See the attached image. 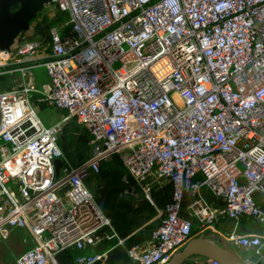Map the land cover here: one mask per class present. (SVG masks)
I'll return each mask as SVG.
<instances>
[{
  "label": "built area",
  "instance_id": "1",
  "mask_svg": "<svg viewBox=\"0 0 264 264\" xmlns=\"http://www.w3.org/2000/svg\"><path fill=\"white\" fill-rule=\"evenodd\" d=\"M49 7L67 16L64 30L0 51V76L21 80L0 88V240L23 229L33 241L16 264H55L69 250L81 252L72 264H97L108 252L102 243L122 245L84 185L113 156L145 192L148 179L171 187L148 246L127 250L130 264L166 263L194 225L248 218L264 226L256 202L264 197V0H52ZM33 68H44V85L30 81ZM38 99L85 129V162L70 165L60 124L45 126L32 108ZM228 241L256 256L264 251L260 235Z\"/></svg>",
  "mask_w": 264,
  "mask_h": 264
},
{
  "label": "crops",
  "instance_id": "2",
  "mask_svg": "<svg viewBox=\"0 0 264 264\" xmlns=\"http://www.w3.org/2000/svg\"><path fill=\"white\" fill-rule=\"evenodd\" d=\"M30 77V81L35 86H42L46 83L45 77L41 76L40 68H33L30 71ZM16 83H21L18 74L0 76L1 89L16 87ZM33 102L39 103L37 114L42 116L41 121L45 126L60 124L59 148L70 165L77 167L85 162L91 152L85 129L73 119L63 123L64 112L54 111L41 100ZM84 185L91 192L103 214L110 219L111 227L117 238L123 242L119 246H115L114 242L102 243L99 249L108 252L97 264H130L127 250L132 249L136 254H140L148 246L151 231L158 225L164 206L170 201V185L163 181L154 182L153 179H148L149 191L145 192L143 186H139L133 178L126 174L119 156L102 161L99 173L91 175L84 181ZM200 193L209 203L213 202L210 193L205 188H201ZM256 202L264 210V197L256 195ZM259 225L262 226L263 231ZM231 234L264 237V226L248 218H243L238 222L222 218L213 228L207 227L200 230L197 225H194L191 239L205 236L210 242L227 250L244 264H264V251L261 256H256L250 250L246 251L231 245L228 241V236ZM79 254L81 252L76 250L58 254L55 257V264H72ZM6 258H8L7 262ZM207 261L206 258L193 255L186 258L183 264H204ZM0 264H14L9 259V252H0Z\"/></svg>",
  "mask_w": 264,
  "mask_h": 264
},
{
  "label": "water",
  "instance_id": "3",
  "mask_svg": "<svg viewBox=\"0 0 264 264\" xmlns=\"http://www.w3.org/2000/svg\"><path fill=\"white\" fill-rule=\"evenodd\" d=\"M52 0H0V51L10 53L21 34L30 30V24L43 8L51 6ZM37 36H42L39 31ZM56 160V175L61 168ZM198 255L220 264H244L227 250L210 242L205 236L190 239L164 264H183L190 256Z\"/></svg>",
  "mask_w": 264,
  "mask_h": 264
},
{
  "label": "rangeland",
  "instance_id": "4",
  "mask_svg": "<svg viewBox=\"0 0 264 264\" xmlns=\"http://www.w3.org/2000/svg\"><path fill=\"white\" fill-rule=\"evenodd\" d=\"M46 9L43 11L44 15H47L48 17H53V12L50 10V7H45ZM61 19H59L57 22L50 24L48 28H44V34L48 35V30L51 28H56L58 30H64L65 24L68 20L66 15L60 16ZM40 22V19H37L32 25H30V30L23 34V37L31 38L35 41H41V38L39 36H33V28ZM37 32V31H36ZM36 35V33H35ZM41 76L45 77L44 80L47 82V77L44 68H40ZM33 110L37 112L39 103L32 102L31 103ZM44 115V114H43ZM39 118L41 119L42 116L38 114ZM60 145V144H59ZM260 229L262 230V226ZM263 231V230H262ZM33 246V241L31 240L29 234L23 230H12L6 239L0 240V252H9V259H11V263L13 262L16 264V259L20 254H22L24 251L28 250L30 247ZM8 258L5 259V261ZM7 262V261H6Z\"/></svg>",
  "mask_w": 264,
  "mask_h": 264
},
{
  "label": "trees",
  "instance_id": "5",
  "mask_svg": "<svg viewBox=\"0 0 264 264\" xmlns=\"http://www.w3.org/2000/svg\"><path fill=\"white\" fill-rule=\"evenodd\" d=\"M45 9L46 8H43V10L41 12H39V14L37 15V18L33 22H31V24H30V25H32L37 19H40V22L34 28V34L41 27L40 33H41V35H45L43 29L48 28L50 26V24H53V23L57 22L59 19H61L60 15L55 13V12H53L54 13L53 17H48L47 15H44L43 11ZM22 37H23V34L20 35L18 40H21ZM225 220L232 221L228 218H225ZM241 220H239V221H241ZM232 222H234V221H232Z\"/></svg>",
  "mask_w": 264,
  "mask_h": 264
},
{
  "label": "bare ground",
  "instance_id": "6",
  "mask_svg": "<svg viewBox=\"0 0 264 264\" xmlns=\"http://www.w3.org/2000/svg\"><path fill=\"white\" fill-rule=\"evenodd\" d=\"M38 31V30H37ZM40 32V31H39ZM37 33V32H36ZM41 34V33H40ZM37 36V35H36Z\"/></svg>",
  "mask_w": 264,
  "mask_h": 264
},
{
  "label": "clouds",
  "instance_id": "7",
  "mask_svg": "<svg viewBox=\"0 0 264 264\" xmlns=\"http://www.w3.org/2000/svg\"><path fill=\"white\" fill-rule=\"evenodd\" d=\"M174 2H175V0H174Z\"/></svg>",
  "mask_w": 264,
  "mask_h": 264
}]
</instances>
